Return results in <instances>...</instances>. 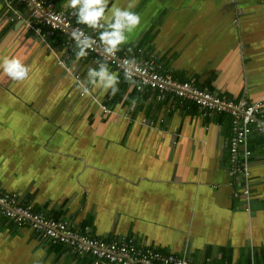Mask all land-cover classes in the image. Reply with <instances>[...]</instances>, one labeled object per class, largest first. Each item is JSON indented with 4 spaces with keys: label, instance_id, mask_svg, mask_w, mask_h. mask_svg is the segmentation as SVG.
Here are the masks:
<instances>
[{
    "label": "crops",
    "instance_id": "obj_1",
    "mask_svg": "<svg viewBox=\"0 0 264 264\" xmlns=\"http://www.w3.org/2000/svg\"><path fill=\"white\" fill-rule=\"evenodd\" d=\"M49 1L99 35L77 23L66 0ZM129 2L141 22L120 52L153 57L172 77L222 97L260 100L264 113V0H110L106 15ZM29 19L17 0H0V55L29 68L23 82L0 70V190L81 232L126 235L188 264H264V130L248 134L249 175H234L229 114L206 125L196 103L138 89L109 62L119 91L89 85L85 97L77 79L99 56L77 59L74 44L65 66L64 35L44 27L43 40L26 29ZM245 184L250 192L235 198ZM0 264L94 263L0 211Z\"/></svg>",
    "mask_w": 264,
    "mask_h": 264
},
{
    "label": "built area",
    "instance_id": "obj_2",
    "mask_svg": "<svg viewBox=\"0 0 264 264\" xmlns=\"http://www.w3.org/2000/svg\"><path fill=\"white\" fill-rule=\"evenodd\" d=\"M11 1L6 0V3L9 4ZM17 1L29 10L30 19L25 25L27 30L39 32L45 27L49 28L51 32L57 31L64 35L65 51L63 54L65 56H67L66 51L73 49L75 44L71 38V32L77 29L83 30L95 41L93 47L88 50L99 56V59L109 62L124 77L125 72H128L136 81L138 89L147 85L158 89L161 95L166 92L171 93L181 103L190 101L196 103L200 107L202 117L206 118V125L210 124L209 117L211 116L218 113L229 114L231 117L230 170L234 175H249L246 158L251 152V146L246 140L251 128L264 130V113L261 110L262 102L260 100L249 101L245 98L222 97L214 91L200 88L190 79H176L164 72L162 65L153 57L140 60L136 56L119 51L109 56L103 51L99 35L74 24L69 11L56 10L49 0ZM72 75L74 74L72 73ZM100 107L103 113L109 111L108 107L103 104H100ZM148 125H151V122H148ZM249 192L250 187L245 184L239 187L233 196L240 198ZM0 211L10 221L30 225L39 233L41 239L50 245H63L76 256L84 255L94 258L95 263L188 264L187 260L179 255L161 252L147 245H137L126 235L105 239L98 235L81 232L67 220L50 217L19 202L15 192L0 190Z\"/></svg>",
    "mask_w": 264,
    "mask_h": 264
},
{
    "label": "clouds",
    "instance_id": "obj_3",
    "mask_svg": "<svg viewBox=\"0 0 264 264\" xmlns=\"http://www.w3.org/2000/svg\"><path fill=\"white\" fill-rule=\"evenodd\" d=\"M109 3L110 0H66L65 7L74 10L73 15L78 24L99 33L103 51L112 56L120 50L121 45L128 42L129 34L140 25L141 17L132 10L135 7V3L132 2L126 7L113 6L110 15H106ZM71 38L75 41L77 59L85 57L88 49L95 43L91 36L80 29L72 31ZM0 70L17 82H23L29 76V68L21 59L7 55H0ZM125 80L134 86L135 81L128 72H125ZM119 83V75L110 70L107 61L101 60L97 61L96 67L88 68L85 79L78 80L76 86L80 94L85 97H92L89 85L103 89L105 93L110 92L114 96L119 91ZM94 102L99 103V101Z\"/></svg>",
    "mask_w": 264,
    "mask_h": 264
},
{
    "label": "rangeland",
    "instance_id": "obj_4",
    "mask_svg": "<svg viewBox=\"0 0 264 264\" xmlns=\"http://www.w3.org/2000/svg\"><path fill=\"white\" fill-rule=\"evenodd\" d=\"M33 33H37L38 35H40L42 38L43 37H45V34H43V29L41 30V31H39V32H37V31H35V30H33L32 31ZM60 33V32H59ZM61 35H63L62 33H61ZM46 44H49V42L48 43H46ZM68 51V50H67ZM69 56V55H68ZM68 56H65L62 52L60 53V56H59V61H61V62H63L64 64H65V66H68L67 65V63H66V61L68 60ZM110 64V63H109ZM111 65V64H110ZM114 67V66H113ZM74 77H77V75L75 74V76ZM77 80H79V79H77ZM101 108V107H100ZM129 237V236H128ZM130 238V237H129ZM130 239H132V238H130ZM133 240V239H132ZM134 241V240H133ZM135 242V241H134ZM136 243V242H135ZM137 245H142V244H140V243H136ZM84 256V255H83ZM91 258V260H92V262L95 264V262H94V258H92V257H90ZM102 263H104V262H102ZM96 264H98V263H96ZM100 264V263H99ZM107 264V263H106Z\"/></svg>",
    "mask_w": 264,
    "mask_h": 264
},
{
    "label": "bare ground",
    "instance_id": "obj_5",
    "mask_svg": "<svg viewBox=\"0 0 264 264\" xmlns=\"http://www.w3.org/2000/svg\"><path fill=\"white\" fill-rule=\"evenodd\" d=\"M119 52H120V50H119ZM67 69H68V73H69V74H72V73H73V71L71 70V68H68V67H67ZM118 72H120V71H118ZM120 73H121V72H120ZM72 76H73V75H72Z\"/></svg>",
    "mask_w": 264,
    "mask_h": 264
},
{
    "label": "trees",
    "instance_id": "obj_6",
    "mask_svg": "<svg viewBox=\"0 0 264 264\" xmlns=\"http://www.w3.org/2000/svg\"><path fill=\"white\" fill-rule=\"evenodd\" d=\"M75 24V23H74Z\"/></svg>",
    "mask_w": 264,
    "mask_h": 264
}]
</instances>
